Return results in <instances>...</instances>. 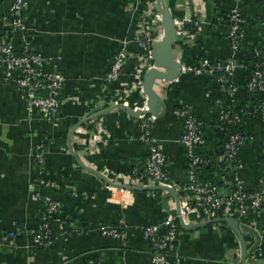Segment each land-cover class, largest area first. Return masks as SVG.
Here are the masks:
<instances>
[{
  "label": "crops",
  "instance_id": "0c3cea01",
  "mask_svg": "<svg viewBox=\"0 0 264 264\" xmlns=\"http://www.w3.org/2000/svg\"><path fill=\"white\" fill-rule=\"evenodd\" d=\"M193 1L161 0L162 7L171 14L181 13L188 25L192 20L203 22L192 40L174 44V55L184 63L193 64L203 57L230 58L225 29L219 22L235 6L244 18L243 46L237 59L243 62L250 48L264 44V0L237 4L235 0ZM13 2L0 0V43L9 33L10 25L3 19ZM27 2L25 36L16 37L14 44H27L42 56L44 70L60 72L65 82L53 120L39 114L28 116L25 103L15 86L4 81L0 67V264H150L151 247L140 229L161 224L176 206L172 195L164 191L120 187L134 171L143 170L146 150L140 143L143 127L139 117H152L149 133L158 140L167 176L182 186L187 182V157L181 138L189 109L203 125L205 144L199 153L210 169L204 179L227 196L235 177L233 170L223 166L224 138L214 106L223 89L205 75L157 80L153 90L161 105L155 115L133 117L112 109L81 125L69 139L75 126L111 107L143 108L145 96L133 90L132 79L144 53L141 21L152 6L142 0ZM121 49L129 57L119 80L108 84L106 74ZM241 74H236L237 84H242ZM253 97L242 95L240 100L249 107L256 103ZM243 121L250 139L237 156L236 176L251 191L264 170V119L245 116ZM37 146L42 147V163L32 155ZM138 184L137 188L147 187ZM43 197L60 204V213L50 223L54 241L45 248L27 247L26 232L40 223ZM249 221L259 245L243 264H264V204L257 214H249ZM119 226L127 232L121 239L99 233L102 227ZM227 228L223 223L202 224L191 231L181 227L174 243L179 260L168 264H240V243ZM10 231L17 232V237L7 238ZM242 234L247 250L251 249L255 237L246 230Z\"/></svg>",
  "mask_w": 264,
  "mask_h": 264
},
{
  "label": "built area",
  "instance_id": "2783aa9c",
  "mask_svg": "<svg viewBox=\"0 0 264 264\" xmlns=\"http://www.w3.org/2000/svg\"><path fill=\"white\" fill-rule=\"evenodd\" d=\"M147 1L152 7L151 10L145 11L139 32L144 45V53L138 58V65L132 79L133 90L142 95H144L143 75L155 68L152 47L155 43L160 42L164 35L161 25L162 16L157 10L156 0ZM239 1L235 0L236 4ZM27 6V0H14L6 18L3 19L9 23L10 29L0 43V67L3 69L4 81L11 83L17 89L19 98L25 103L28 116L39 114L47 120H53L59 106V95L65 77L55 70L45 71L42 56L30 51L27 44L20 47L15 46V38L25 36L24 12ZM173 21L178 41L181 39L192 40L203 25L201 20H192L191 28H188V24L183 18L173 17ZM219 24L225 29L224 35L230 48V58L225 61H214L203 57L196 63L187 64L181 60L180 56L175 55V59L180 65L179 76L175 80L188 75H205L223 89V92L214 100L216 119L222 133L224 125H231L238 121L226 109V104L235 103L237 98L242 95L254 96L253 99L258 104L252 109L246 107L239 122L244 124L245 116L264 119V44L253 48V56L260 60L251 73L246 76L244 74L246 60L242 62L237 59V54L243 46L244 18L235 6ZM261 27L264 31V20ZM128 57L129 53L126 49H121L115 54L106 74V83H114L119 80ZM238 71L242 73V84H237L235 81ZM144 107L145 103L141 110H145ZM139 118L143 127L140 143L146 150L143 174L135 178L138 172L134 171L129 180H124L121 184L138 187L140 186L138 183H143V186L147 187L172 188L179 197L178 206L175 201L174 211H169L161 224L140 229L143 238L151 247L150 264H168L172 259L179 260L174 247L181 228L179 219L185 225H194L214 219L232 218L239 226L252 227L249 214H257L264 204V174L256 178L255 188L251 191L245 190L242 182L236 176V170L240 168L237 156L250 139L247 134L245 136L239 132H231L225 135L222 162L227 168L233 170L235 178L230 193L224 196L219 193L216 185L208 181L202 182L199 179L200 169L208 165V162L199 153V149L205 144L203 125L189 109L184 114V134L181 138L187 157V182L182 186L171 182L167 176L164 155L158 145V140L149 133L152 117L140 116ZM41 150L42 147L37 146L32 153L34 160L38 163L43 161ZM164 192L169 194L167 191ZM42 201L44 209L37 229L26 232L29 237L27 247L45 248L53 244L50 223L60 213V204L51 197H43ZM99 233L104 238L121 239L127 232L119 226L102 227ZM6 236L9 239H14L17 237V232L10 231Z\"/></svg>",
  "mask_w": 264,
  "mask_h": 264
},
{
  "label": "water",
  "instance_id": "95a60500",
  "mask_svg": "<svg viewBox=\"0 0 264 264\" xmlns=\"http://www.w3.org/2000/svg\"><path fill=\"white\" fill-rule=\"evenodd\" d=\"M156 7L158 12L162 16V29H163V38L160 42H157L152 47V55L154 60V69L149 70L143 75V92L146 97L145 102V110H136L133 111L132 109L125 107L123 105H117L114 107H111L107 109L105 112H101L97 115L91 116L85 120H83L80 124L75 126L70 134L69 139L73 135L74 131L79 128L81 125L98 119L103 114L107 113L108 111L112 109H122L126 111L130 116H139V115H155L160 107L159 97L153 90L154 82L159 81H169L172 82L179 76L180 72V65L175 59L174 55V44L178 41L176 37V31H175V25L173 21V16L166 7H162L161 0H156ZM162 70H166L165 72H161ZM71 149V148H70ZM96 175L99 176L97 172H95ZM101 179H103L102 176H99ZM104 180V179H103ZM123 189L129 190V191H167L169 194L172 195V197L175 199L177 206L179 202V197L174 189L172 188H166L162 186H154V187H146V188H137V187H131V186H120ZM180 226L185 230H194L197 227H199L202 224H216V223H223L226 224L228 228H230L236 235L240 246H241V259L240 264H243L246 260V257L248 254H251L255 251L257 246L259 245V237L250 228H246L243 226H239L235 220L232 218H220V219H214L210 221H206L203 223H198L196 225H185L181 219H179ZM242 230L249 231L253 234L255 237V243L253 247L249 250H247V246L245 244V241L243 239Z\"/></svg>",
  "mask_w": 264,
  "mask_h": 264
},
{
  "label": "trees",
  "instance_id": "16d2710c",
  "mask_svg": "<svg viewBox=\"0 0 264 264\" xmlns=\"http://www.w3.org/2000/svg\"><path fill=\"white\" fill-rule=\"evenodd\" d=\"M142 1L143 2H146L147 0H142ZM172 16L174 18H182L181 13H178V12H173L172 13ZM188 28H191V26L188 25ZM260 45L263 46V44H260ZM249 50H250L249 51L250 58L246 59V61H245V71H244V74L246 76L251 73V71L254 68V66L256 65V63H258L259 60H260L259 58H256V57L253 56V48H250ZM257 104H258V102L256 104L250 105L249 108L252 109V107H254ZM246 107L247 106H245V103L242 102L240 100V98H237L236 102L233 103V104L232 103L226 104V109L229 110L231 116L233 118L235 117L238 121L235 122V123H233V124H231V125H224L223 126L224 127V130H223L224 132H222V136H223L224 139H226V136L225 135L228 134V133H231V132L232 133L233 132H239V133H241V134H243V135L246 136V132L244 130V124L242 122H239L240 121L239 119H242V117H243V114H244L243 112L246 110ZM216 121H217V119H216ZM217 124H218V122H217ZM220 153H222V155H223V148L221 149ZM224 165L225 164H223V166ZM209 170H210L209 167L208 168L206 167V168H201L200 169L199 172H200V174H202V176H200L199 179L202 182H205L206 181L204 179V175L207 172H209ZM260 172L261 173L258 176H260V175L262 176L264 174V170H262V168H261ZM141 174H143V171L138 172L137 175L135 176V178L136 177H139V175H141ZM37 227L35 229H37ZM227 230H229V229L227 228ZM53 241H54V237H53ZM223 264H225V263H223Z\"/></svg>",
  "mask_w": 264,
  "mask_h": 264
}]
</instances>
